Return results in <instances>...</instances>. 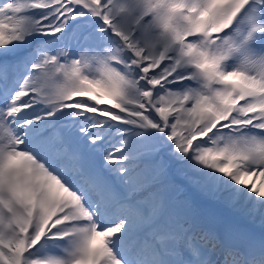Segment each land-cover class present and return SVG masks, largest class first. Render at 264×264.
I'll list each match as a JSON object with an SVG mask.
<instances>
[{"label": "snow or ice", "instance_id": "snow-or-ice-1", "mask_svg": "<svg viewBox=\"0 0 264 264\" xmlns=\"http://www.w3.org/2000/svg\"><path fill=\"white\" fill-rule=\"evenodd\" d=\"M0 264H264V0H0Z\"/></svg>", "mask_w": 264, "mask_h": 264}, {"label": "rangeland", "instance_id": "rangeland-1", "mask_svg": "<svg viewBox=\"0 0 264 264\" xmlns=\"http://www.w3.org/2000/svg\"><path fill=\"white\" fill-rule=\"evenodd\" d=\"M256 182L259 183L258 178H256ZM188 191H189V194L192 195L197 200V202L207 203L206 209L210 211V214H214L215 216L223 215L226 218V220L229 221L226 224V226L233 225L234 222L239 223V224L241 223L242 224L241 228L250 229V230L254 231L257 235H259V233L261 231L259 224L256 223L253 225V224L249 223V221L246 218L242 217L236 209L229 207V206H226L223 203L214 202V201L209 200L207 198L200 197L198 194L193 192L191 189H189ZM222 208H224V209H222ZM214 219L216 220L218 225L222 224L223 219H221L220 217H215Z\"/></svg>", "mask_w": 264, "mask_h": 264}, {"label": "trees", "instance_id": "trees-1", "mask_svg": "<svg viewBox=\"0 0 264 264\" xmlns=\"http://www.w3.org/2000/svg\"><path fill=\"white\" fill-rule=\"evenodd\" d=\"M198 203H199V202H198ZM199 204H200L202 210H203V211L205 212V214H207L208 216H210V217H212V218L220 217L221 219H223V220H222V224L220 225L221 227L226 226V224L229 222V221L226 220V218H225L223 215H217V216H215L214 214H210V211L206 209V207H207V203H199ZM220 208H221V207H220ZM222 209H224V208H222ZM233 222H234V221H233ZM233 225H234V226H238V227H242V224H241V223L239 224V223L234 222Z\"/></svg>", "mask_w": 264, "mask_h": 264}, {"label": "bare ground", "instance_id": "bare-ground-1", "mask_svg": "<svg viewBox=\"0 0 264 264\" xmlns=\"http://www.w3.org/2000/svg\"><path fill=\"white\" fill-rule=\"evenodd\" d=\"M259 180V179H258ZM237 219V218H236Z\"/></svg>", "mask_w": 264, "mask_h": 264}, {"label": "water", "instance_id": "water-1", "mask_svg": "<svg viewBox=\"0 0 264 264\" xmlns=\"http://www.w3.org/2000/svg\"><path fill=\"white\" fill-rule=\"evenodd\" d=\"M214 202H216V201H214Z\"/></svg>", "mask_w": 264, "mask_h": 264}]
</instances>
